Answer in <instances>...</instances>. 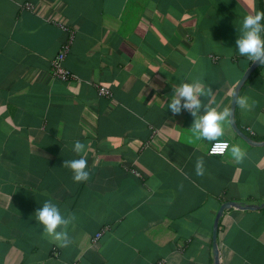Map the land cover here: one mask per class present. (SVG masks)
<instances>
[{
    "label": "crops",
    "instance_id": "crops-1",
    "mask_svg": "<svg viewBox=\"0 0 264 264\" xmlns=\"http://www.w3.org/2000/svg\"><path fill=\"white\" fill-rule=\"evenodd\" d=\"M263 51L264 0H0V264H215L264 204ZM218 256L264 264V207Z\"/></svg>",
    "mask_w": 264,
    "mask_h": 264
},
{
    "label": "water",
    "instance_id": "water-1",
    "mask_svg": "<svg viewBox=\"0 0 264 264\" xmlns=\"http://www.w3.org/2000/svg\"><path fill=\"white\" fill-rule=\"evenodd\" d=\"M264 62V51L261 53V55L255 59L251 65L249 66V68L245 71L242 79L239 81V83L237 84V86L235 87L234 90V94H233V102H232V107H231V111H230V123L232 125V128L234 129L235 133L237 135H239L242 139H244L248 144L253 145V146H264V141H255L253 140L250 136H248L246 133H244L239 126L237 125L236 122V107H237V102L240 96V93L243 89V87L245 86L246 82L249 80V78L253 75V73L256 71V69ZM237 208L240 210H257L260 209L262 207H264L263 205H255V204H245V203H239V202H235V201H229L226 202L222 205V207L220 208L217 216H216V220H215V226H214V260H215V264H220L219 263V256H218V231H219V224H220V220L223 216V213L225 212V210H227L228 208Z\"/></svg>",
    "mask_w": 264,
    "mask_h": 264
},
{
    "label": "built area",
    "instance_id": "built-area-1",
    "mask_svg": "<svg viewBox=\"0 0 264 264\" xmlns=\"http://www.w3.org/2000/svg\"><path fill=\"white\" fill-rule=\"evenodd\" d=\"M74 41V33L72 32L66 41V43H63L61 46V49L59 53L56 55V57L52 61V70L51 73L54 78L59 79L61 81H70L72 78H74V75L72 72L65 67V60L67 58V55L71 49V46ZM98 93L100 96H106V97H112L113 93L111 89L100 86L98 89ZM229 141H215L209 150L210 155H224L229 147H230ZM102 237V232L97 233L96 239L99 240Z\"/></svg>",
    "mask_w": 264,
    "mask_h": 264
},
{
    "label": "trees",
    "instance_id": "trees-1",
    "mask_svg": "<svg viewBox=\"0 0 264 264\" xmlns=\"http://www.w3.org/2000/svg\"><path fill=\"white\" fill-rule=\"evenodd\" d=\"M251 78H252V76H251V77L249 78V80L246 82L245 86L248 84V82L251 80ZM245 86H244V87H245ZM244 87H243V88H244Z\"/></svg>",
    "mask_w": 264,
    "mask_h": 264
}]
</instances>
